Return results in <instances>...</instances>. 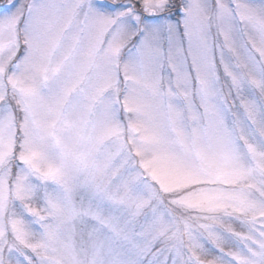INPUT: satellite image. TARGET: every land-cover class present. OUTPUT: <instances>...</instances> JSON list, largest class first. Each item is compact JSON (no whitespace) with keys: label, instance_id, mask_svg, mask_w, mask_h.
<instances>
[{"label":"snow or ice","instance_id":"obj_1","mask_svg":"<svg viewBox=\"0 0 264 264\" xmlns=\"http://www.w3.org/2000/svg\"><path fill=\"white\" fill-rule=\"evenodd\" d=\"M0 264H264V0H0Z\"/></svg>","mask_w":264,"mask_h":264}]
</instances>
